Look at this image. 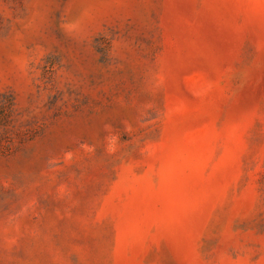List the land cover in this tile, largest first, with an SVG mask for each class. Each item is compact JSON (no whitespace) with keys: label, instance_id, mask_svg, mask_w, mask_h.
Instances as JSON below:
<instances>
[{"label":"rangeland","instance_id":"obj_1","mask_svg":"<svg viewBox=\"0 0 264 264\" xmlns=\"http://www.w3.org/2000/svg\"><path fill=\"white\" fill-rule=\"evenodd\" d=\"M0 264H264V0H0Z\"/></svg>","mask_w":264,"mask_h":264}]
</instances>
